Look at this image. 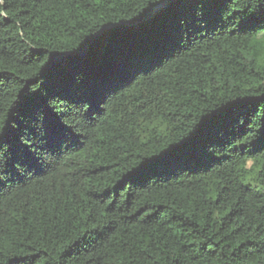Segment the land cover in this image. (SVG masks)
Returning a JSON list of instances; mask_svg holds the SVG:
<instances>
[{"label":"trees","instance_id":"1","mask_svg":"<svg viewBox=\"0 0 264 264\" xmlns=\"http://www.w3.org/2000/svg\"><path fill=\"white\" fill-rule=\"evenodd\" d=\"M0 264H264V0H0Z\"/></svg>","mask_w":264,"mask_h":264},{"label":"water","instance_id":"2","mask_svg":"<svg viewBox=\"0 0 264 264\" xmlns=\"http://www.w3.org/2000/svg\"><path fill=\"white\" fill-rule=\"evenodd\" d=\"M161 8H162V7H161ZM161 8L159 7L158 10L161 9Z\"/></svg>","mask_w":264,"mask_h":264}]
</instances>
